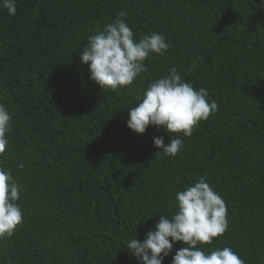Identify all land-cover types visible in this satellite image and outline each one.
<instances>
[{"label": "trees", "instance_id": "trees-1", "mask_svg": "<svg viewBox=\"0 0 264 264\" xmlns=\"http://www.w3.org/2000/svg\"><path fill=\"white\" fill-rule=\"evenodd\" d=\"M121 11L137 38L158 31L171 47L104 91L79 53ZM172 67L218 111L168 157L153 141L169 134L133 132L127 110ZM0 103L12 124L0 166L21 185L24 215L0 240V264H138L125 241H143L201 177L229 221L204 250L264 264V0H17L15 15L0 8Z\"/></svg>", "mask_w": 264, "mask_h": 264}, {"label": "clouds", "instance_id": "clouds-1", "mask_svg": "<svg viewBox=\"0 0 264 264\" xmlns=\"http://www.w3.org/2000/svg\"><path fill=\"white\" fill-rule=\"evenodd\" d=\"M0 8L15 15L17 0H0ZM126 17L127 13L121 11L102 31L89 36L79 53L82 64L88 67L90 79L104 91L132 85L148 71L145 61L152 54L165 55L171 47L166 36L158 31L137 38ZM195 64L196 61L194 67ZM208 95L206 88L197 90L172 67L167 75L152 81L142 99L127 110V127L141 135L149 126L164 129L170 142L166 144L163 136L155 137L154 147L159 150L157 153L174 157L185 148L183 137H191L201 121L218 111L217 103L210 102ZM11 127V115L0 103V156L9 147ZM24 167V163L18 165L20 169ZM174 197L176 211L171 216L160 215L155 229L149 231L143 241L137 236L125 241L138 264H163L178 242L185 246L176 250L171 264H245L231 247L210 252L203 248L229 228L226 203L205 178L176 192ZM20 199L21 185L12 170L0 166V240L13 236L24 222Z\"/></svg>", "mask_w": 264, "mask_h": 264}]
</instances>
